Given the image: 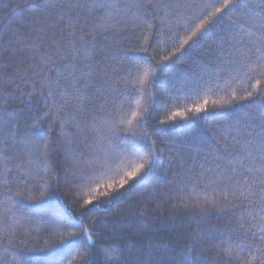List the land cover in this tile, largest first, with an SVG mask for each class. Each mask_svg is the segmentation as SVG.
<instances>
[{
  "label": "trees",
  "instance_id": "trees-1",
  "mask_svg": "<svg viewBox=\"0 0 264 264\" xmlns=\"http://www.w3.org/2000/svg\"><path fill=\"white\" fill-rule=\"evenodd\" d=\"M224 4L0 0V264H264V0Z\"/></svg>",
  "mask_w": 264,
  "mask_h": 264
},
{
  "label": "snow or ice",
  "instance_id": "snow-or-ice-1",
  "mask_svg": "<svg viewBox=\"0 0 264 264\" xmlns=\"http://www.w3.org/2000/svg\"><path fill=\"white\" fill-rule=\"evenodd\" d=\"M229 2L230 0H225V4H224V7L227 8L229 7ZM221 9L220 8H217L216 9V12H220ZM201 27H203V23L201 25H198L197 26V29L196 31H198ZM195 34V32H193V35ZM257 51H259V49H257ZM262 63H264V60H262ZM196 111H201L200 108H197ZM140 118V114L136 111H133L131 113V117L124 120L122 118V123L126 125V128L125 130H131L132 129V126H133V121L134 120H138ZM261 133L264 134V125H262L261 127ZM260 151H261V155L262 157H264V135H262V138L260 140ZM148 155H151V153L149 152ZM7 157L5 156L4 157V161L5 163L7 162ZM141 160H143L144 162L142 163H139L137 165H135V167L132 169L131 172L127 173V175L131 178V177H135L137 175V173H139L142 169L145 168L146 164L149 163L148 160H145L144 156H141ZM249 171H251V169H249ZM126 181H121V183H125ZM261 184H264V181H260ZM261 197L259 198L261 202H264V188H261ZM87 203V201H86ZM91 239V237H89ZM231 254V250H229V255ZM102 264H104V262H102ZM117 264H119V259L117 258Z\"/></svg>",
  "mask_w": 264,
  "mask_h": 264
}]
</instances>
